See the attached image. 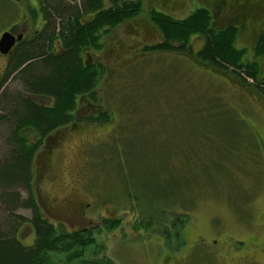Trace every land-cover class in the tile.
Instances as JSON below:
<instances>
[{
  "label": "rangeland",
  "instance_id": "1",
  "mask_svg": "<svg viewBox=\"0 0 264 264\" xmlns=\"http://www.w3.org/2000/svg\"><path fill=\"white\" fill-rule=\"evenodd\" d=\"M80 1L61 0L65 5H79ZM141 1L142 10L137 16L101 36V50L83 54L84 59L103 64L104 70L92 89L96 101H90L94 112L105 110L114 124L81 122L87 125L83 142L79 141L81 135H70L63 146V162H58L60 169L69 166L70 172L74 171L71 184L77 189L78 198L88 203L83 207V219L85 215L91 219L89 226L98 225L101 219L118 221L110 229L90 230L96 244L87 248L82 262L158 264L156 259L161 257H187L186 264H214L199 249L191 250L194 246L186 244L180 234L176 238L181 232V227L173 223L177 217L189 239L204 230L234 250H241L250 242L264 254V98L251 88L238 86L237 74L233 73L235 82L196 64L191 52L203 45L199 35L192 36L186 53L143 51L144 44L160 40L148 19L149 9H171L168 12L180 19L203 2L177 0L164 10L158 0ZM20 2L30 15L36 13L34 0ZM109 3L104 0V7H109ZM211 11L216 13L214 8ZM222 11L211 17L214 28L223 26L225 18L228 20L237 12L234 8ZM0 12L13 20L18 16L16 9ZM251 40V30L241 31L234 45L246 50L244 58L254 59L264 76V57H254ZM57 48L58 43L52 50ZM2 65L0 58V78ZM37 70L41 72L40 65ZM245 82L251 83L249 79ZM23 91L15 74L8 75L0 87V166L8 159L10 148L3 116L13 109L19 111L16 102ZM79 96L74 111L80 103L89 104ZM36 101L51 104L45 97ZM70 117L75 120L76 116ZM67 129L52 132L47 142H54L55 136L59 142ZM24 134L32 138L28 130ZM35 159L38 161L39 156ZM63 177L69 184V177ZM53 182L58 184L57 179ZM15 189L20 191V198L11 217L5 210L0 185V234L4 235L10 227L8 234L13 233L22 244H32L36 236L28 221L36 211L30 213L24 207L27 193L19 186ZM33 203L36 205L35 199ZM16 215L22 216L21 223L13 219ZM167 216L171 225L177 227L168 242L174 248L181 247L176 253L156 248L154 240L147 236L150 232L157 234V226L163 219L167 222ZM9 219L13 224L9 225ZM136 222L139 228H135ZM57 229L58 233L66 231L61 226ZM66 255L51 253L48 258L54 264H79L65 263ZM233 256L231 252V261H236ZM33 262L41 264L42 260L36 257Z\"/></svg>",
  "mask_w": 264,
  "mask_h": 264
},
{
  "label": "trees",
  "instance_id": "2",
  "mask_svg": "<svg viewBox=\"0 0 264 264\" xmlns=\"http://www.w3.org/2000/svg\"><path fill=\"white\" fill-rule=\"evenodd\" d=\"M37 1L44 21L43 29L15 48L0 78L1 87L8 75L15 74L24 88L16 102L19 111L13 109L9 115L3 116L6 117L8 129L6 144L10 148L8 159L0 166V185L9 216L20 198V191L15 189L18 186L27 193L24 207L37 211L38 207L33 203L36 182L33 163L39 146L55 129L77 121L70 117L73 116L77 96L83 94L92 102L96 101L92 89L104 67L101 62L84 59L83 54L88 50H101V36L124 20L137 16L142 10L141 0H109L110 6L107 8L104 7V0H81L79 5H65L61 0ZM147 13L160 40L143 45V51L186 53L192 36L199 35L203 45L192 57L212 72L229 79L235 80L234 74H237L239 77L235 82L238 86L251 88L264 98V80L259 65L254 59L244 58L246 50L234 45L236 30L233 27L214 28L209 12L199 7L180 19L154 8ZM31 16L35 19V14ZM56 43L58 48L52 50ZM252 49L254 57H264V34L258 37ZM38 65L42 69L40 73ZM247 79L251 83L245 82ZM38 97L50 98L52 104H40L36 101ZM87 117H96L94 120L97 122L110 120L105 110H98ZM87 121L91 122L92 119ZM27 130L32 134L31 139L24 134ZM15 180L18 181L17 185L12 184ZM6 189H10V192L4 193ZM20 218L21 215H16L13 219L21 223ZM29 220L36 238L28 246L15 238L13 233H7L13 220L5 222L9 223V230L4 235L0 234V264H35L33 260L36 257L41 258V264H54L48 258L51 253L67 254L65 263L98 264L94 261L82 262L87 248L96 244L91 232L58 233L37 216ZM173 223L181 229L184 225L179 217ZM116 225V220H108L104 228L110 229ZM179 234H176V238Z\"/></svg>",
  "mask_w": 264,
  "mask_h": 264
},
{
  "label": "flooded vegetation",
  "instance_id": "3",
  "mask_svg": "<svg viewBox=\"0 0 264 264\" xmlns=\"http://www.w3.org/2000/svg\"><path fill=\"white\" fill-rule=\"evenodd\" d=\"M0 10H13L16 9L18 11V16L16 19H9L5 18V14L0 12V38L2 34H10L12 37V44L6 52L0 50V58L3 59L2 71L4 70L8 59L12 56L15 48L25 41L28 37L39 33L43 29L44 21L41 16L40 5L38 4L37 0H34L36 16L35 19L30 15L27 11V7L23 5L20 0H0ZM160 7L163 5L164 10L166 7L170 6V2H175L177 0H158ZM16 2V3H15ZM203 2L199 5V8L206 9L210 16L213 18L217 14V11H227L229 9H236L237 12L234 14L232 18H225L226 22L218 29L225 28L227 26L233 27L236 30V35L241 31L251 30V38H252V45L251 48L254 47L255 42L258 40V37L264 34V0H201ZM18 4L21 5L22 8H18ZM197 7V8H198ZM215 9L216 13L214 14L211 9ZM171 10V9H168ZM166 10V14L173 16ZM222 11V12H223ZM28 12V13H27ZM212 12V13H211ZM223 12V13H224ZM226 14V13H225ZM224 14V15H225ZM212 18L211 23H212ZM254 25H252V23ZM156 42V41H155ZM148 44V43H147ZM150 44V43H149ZM253 51V49H252ZM262 79L264 80V76L262 75ZM79 97H85V101L89 102L87 105L86 103L81 106L78 105L76 110L74 111L73 115H75V119L77 121H72L60 128H68L67 132H62V135L58 138L59 142L55 141L56 136L54 138V142L48 141L47 138L43 141L42 145L39 146L35 158L39 156V160L34 161L33 163V170L36 176L35 182V202L38 207L36 214L37 215H30L31 217L37 216V219H41L46 223L47 227H51L56 232L58 231L57 227L61 226L62 228L66 229V233L71 234H88L90 230L94 229H103L106 226V222L108 220L101 219L100 223L96 226H89L91 219L85 215L83 219L85 202L81 201L78 197L79 195L76 193V188L74 185L71 184L72 176L74 175V171L70 172L69 166L66 170L60 169L58 166V162H63L64 157V150L63 146L64 143L70 140V135L79 134V141L83 142L84 133L86 131L87 125H82L85 123L87 119H92L91 122L93 124L98 125L97 121L94 120L96 117H85L84 114L94 113V109L92 108L91 101L85 95H80ZM51 101L50 98H46ZM82 100V98H81ZM52 104V101H51ZM50 104V105H51ZM49 105V104H45ZM87 105V106H86ZM86 106V107H84ZM86 120V121H85ZM110 121V122H109ZM109 123L114 124V120L110 117ZM108 123V124H109ZM88 124V125H93ZM94 125V126H95ZM58 128V129H60ZM55 129L52 132H58ZM55 132V133H56ZM65 133V134H64ZM87 133V132H86ZM78 141V142H79ZM72 143V140L71 142ZM79 146V145H78ZM69 147V145H68ZM73 147V145L71 146ZM60 149V150H59ZM76 153V151H75ZM76 154L74 157L76 158ZM56 157L59 159L56 160ZM37 162V163H36ZM80 169V168H79ZM78 171L75 170V173ZM64 174L69 177V184L65 182ZM66 178V177H65ZM57 179L58 184L56 185L53 181ZM42 184V186H41ZM62 186V187H61ZM59 190L62 191L60 194ZM30 213H32V209L28 208ZM152 212V211H151ZM159 213L163 214L162 211H158ZM153 213V212H152ZM164 215V214H163ZM152 216V215H151ZM148 218V217H147ZM167 222L163 219L160 225L157 226V234L154 232L147 233L148 238H152L158 249H168L174 253L178 252L180 248H174L168 245V242L171 239V235L175 232V227L171 225V221L169 217ZM30 221V220H29ZM30 224L33 234L34 227ZM110 221V220H109ZM152 218L148 220L150 226ZM118 222V221H116ZM26 223V222H25ZM27 223V224H28ZM137 223V227L139 228V224ZM57 226V227H56ZM141 227V226H140ZM143 228V227H142ZM148 229V227L146 228ZM185 226L181 229L180 238L186 242V244H190L194 246L191 250L199 249L202 254L209 256L212 258L214 264H264V259L261 258L263 253L256 249V247L248 242L247 246L242 248L241 250H234L231 246H227L224 242L218 241L214 236L209 233H205L204 230H199L200 233L195 235V238H187V233ZM140 233V232H138ZM154 236V238H153ZM33 242V241H32ZM25 246L31 244H24ZM184 245V244H183ZM217 247V250L214 249ZM237 251H241L244 253H238ZM231 252H234L233 258L236 261H231L229 255ZM238 255V256H236ZM160 259L163 261L162 264H186L187 257H175L170 259L168 257H161L156 259L158 264H161ZM207 264V263H206Z\"/></svg>",
  "mask_w": 264,
  "mask_h": 264
},
{
  "label": "water",
  "instance_id": "4",
  "mask_svg": "<svg viewBox=\"0 0 264 264\" xmlns=\"http://www.w3.org/2000/svg\"><path fill=\"white\" fill-rule=\"evenodd\" d=\"M12 44V37L10 34H2L0 38V50L6 52ZM42 98V97H38ZM37 99V98H36Z\"/></svg>",
  "mask_w": 264,
  "mask_h": 264
}]
</instances>
